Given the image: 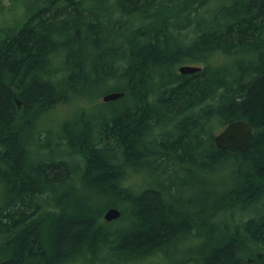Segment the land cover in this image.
Instances as JSON below:
<instances>
[{"label": "trees", "instance_id": "obj_1", "mask_svg": "<svg viewBox=\"0 0 264 264\" xmlns=\"http://www.w3.org/2000/svg\"><path fill=\"white\" fill-rule=\"evenodd\" d=\"M34 2L0 40V264H264V0ZM109 84L83 130L41 124Z\"/></svg>", "mask_w": 264, "mask_h": 264}, {"label": "rangeland", "instance_id": "obj_2", "mask_svg": "<svg viewBox=\"0 0 264 264\" xmlns=\"http://www.w3.org/2000/svg\"><path fill=\"white\" fill-rule=\"evenodd\" d=\"M34 7V0H3V2L0 3V40L16 31L21 25V22L26 19ZM114 89L115 84H109L103 88H99V90L104 91L103 94L97 95L96 97L95 95L97 93L94 94L95 101L76 100L70 105L58 106L47 117L48 120L46 119V121L41 122V124L46 130L51 131L53 135L57 133L61 134L64 129L70 132L81 131L83 130V125L79 124L81 121L91 122L94 119H101L109 114L111 110L107 105L108 103L103 102V97ZM192 171L197 170L193 169ZM136 178L139 182L141 176H136ZM203 179L204 180L199 183L200 188H202L200 189L201 192L195 195V192H187V197H204L203 191L206 190V177H203ZM191 184H193V181ZM104 203L106 204L108 201H104Z\"/></svg>", "mask_w": 264, "mask_h": 264}, {"label": "water", "instance_id": "obj_3", "mask_svg": "<svg viewBox=\"0 0 264 264\" xmlns=\"http://www.w3.org/2000/svg\"><path fill=\"white\" fill-rule=\"evenodd\" d=\"M202 70L201 67L194 65H182L179 68L181 75H191ZM124 96L123 92H111L103 97V101L114 102ZM254 138V128L251 123L245 120L231 122L224 130L215 136V143L221 150H238L247 149ZM121 217V211L118 208H109L104 219L106 222H113Z\"/></svg>", "mask_w": 264, "mask_h": 264}]
</instances>
